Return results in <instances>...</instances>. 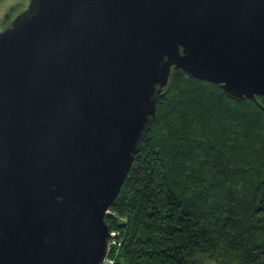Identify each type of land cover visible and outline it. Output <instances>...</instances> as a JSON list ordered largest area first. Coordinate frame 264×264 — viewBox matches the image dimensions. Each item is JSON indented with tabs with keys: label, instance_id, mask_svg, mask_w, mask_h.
Wrapping results in <instances>:
<instances>
[{
	"label": "water",
	"instance_id": "water-1",
	"mask_svg": "<svg viewBox=\"0 0 264 264\" xmlns=\"http://www.w3.org/2000/svg\"><path fill=\"white\" fill-rule=\"evenodd\" d=\"M173 68L264 97V0H29L0 31V264H101Z\"/></svg>",
	"mask_w": 264,
	"mask_h": 264
},
{
	"label": "trees",
	"instance_id": "trees-1",
	"mask_svg": "<svg viewBox=\"0 0 264 264\" xmlns=\"http://www.w3.org/2000/svg\"><path fill=\"white\" fill-rule=\"evenodd\" d=\"M105 221L114 264H264V97L173 68Z\"/></svg>",
	"mask_w": 264,
	"mask_h": 264
},
{
	"label": "rangeland",
	"instance_id": "rangeland-1",
	"mask_svg": "<svg viewBox=\"0 0 264 264\" xmlns=\"http://www.w3.org/2000/svg\"><path fill=\"white\" fill-rule=\"evenodd\" d=\"M29 0H0V31L28 6ZM205 264H217L211 259L205 260Z\"/></svg>",
	"mask_w": 264,
	"mask_h": 264
},
{
	"label": "built area",
	"instance_id": "built-area-1",
	"mask_svg": "<svg viewBox=\"0 0 264 264\" xmlns=\"http://www.w3.org/2000/svg\"><path fill=\"white\" fill-rule=\"evenodd\" d=\"M108 212V210H107ZM117 235V232L114 231H110L109 230V240H108V247H107V252L105 257L103 258L101 264H114V260L113 257L111 256V248L114 244H116L117 242L114 240V237Z\"/></svg>",
	"mask_w": 264,
	"mask_h": 264
}]
</instances>
